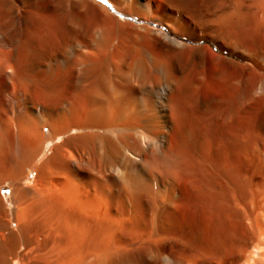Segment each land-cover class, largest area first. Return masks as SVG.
<instances>
[{
	"label": "bare ground",
	"instance_id": "obj_1",
	"mask_svg": "<svg viewBox=\"0 0 264 264\" xmlns=\"http://www.w3.org/2000/svg\"><path fill=\"white\" fill-rule=\"evenodd\" d=\"M0 264H264V0H0Z\"/></svg>",
	"mask_w": 264,
	"mask_h": 264
},
{
	"label": "rangeland",
	"instance_id": "obj_2",
	"mask_svg": "<svg viewBox=\"0 0 264 264\" xmlns=\"http://www.w3.org/2000/svg\"><path fill=\"white\" fill-rule=\"evenodd\" d=\"M184 41L186 42V43H191L190 41H187V40H185L184 39ZM199 43V45H201L202 47H203V52H204V55L206 56V57H210L211 56V54H210V52L212 51L213 53L214 52H217L216 50H215V48L216 49H218L217 48V46H216V44L215 43H213V42H211V41H201V42H198ZM212 53V54H213ZM218 53V52H217ZM224 53V54H223ZM223 53H221L220 52V55L222 54V56L223 55H225L226 53L225 52H223ZM210 55V56H209ZM228 56V55H227ZM205 57V58H206ZM208 58H206L207 59V61H206V59H205V64H204V67H203V69L202 70H204V72H203V77L201 78V79H197L198 81H199V83H201V84H199L198 83V81H197V83L200 85V86H198V88H199V92L201 93V94H204V93H206L207 91L206 90H208V92L207 93H214V92H216L215 94L216 95H219V96H223V94L225 93H228L227 95H224L225 97L226 96H229V97H231V95L233 94V83H231V80L234 78V77H237V75H238V77L241 79V77L242 78H246V77H244L243 76V73H244V71L241 69V66L239 67V65H241V64H239V65H233V66H235L234 68L233 67H226L225 68V72H224V75H222V76H220L219 77V79L218 78H216L215 76H213L212 75V73H214V71H215V68L213 67L214 65L213 64H211V65H209V67L211 66V68H212V70H213V72H212V70L211 71H208V70H210L209 69V67H208V63H209V59ZM237 61H238V59H236ZM236 61V62H237ZM239 62V61H238ZM241 62V61H240ZM205 65H207V67H205ZM204 68H207V69H204ZM233 68V70H234V75H233V73H232V71L233 70H231ZM238 72V74L236 75L235 73H237ZM240 71V72H239ZM242 71V72H241ZM212 72V73H211ZM205 73V74H204ZM209 74L210 76H207V74ZM227 73V74H226ZM239 73H241V74H239ZM232 74V75H231ZM225 75H227V76H225ZM225 80H224V79ZM218 79V80H217ZM223 79V80H222ZM229 80V81H228ZM204 83H203V82ZM223 81V82H222ZM228 81V82H227ZM246 81L247 82H249V79H246ZM233 82V81H232ZM228 83H231L230 85L231 86H233V87H231ZM231 87V89H230V91H229V88ZM202 88V89H201ZM201 89V90H200ZM206 91V92H205ZM213 91V92H212ZM229 91V92H228ZM219 93V94H218ZM243 123H245V121L243 122ZM243 123H242V121L240 122V124L239 125H241L242 124V126L244 127L245 126V124L243 125Z\"/></svg>",
	"mask_w": 264,
	"mask_h": 264
},
{
	"label": "snow or ice",
	"instance_id": "obj_3",
	"mask_svg": "<svg viewBox=\"0 0 264 264\" xmlns=\"http://www.w3.org/2000/svg\"><path fill=\"white\" fill-rule=\"evenodd\" d=\"M100 2H101V3H104V2H105V0H100Z\"/></svg>",
	"mask_w": 264,
	"mask_h": 264
}]
</instances>
